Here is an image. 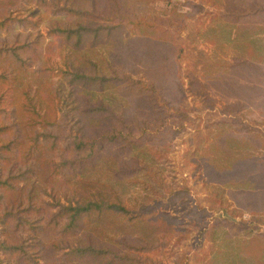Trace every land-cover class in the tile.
Wrapping results in <instances>:
<instances>
[{"label":"rangeland","instance_id":"obj_1","mask_svg":"<svg viewBox=\"0 0 264 264\" xmlns=\"http://www.w3.org/2000/svg\"><path fill=\"white\" fill-rule=\"evenodd\" d=\"M185 1L191 3L193 11L184 4ZM101 3L105 8L111 6L110 0ZM58 4L63 7L65 2L59 0ZM122 5L126 6V14L134 13L142 19H168L167 23L174 24L175 32L171 37L178 35L180 39L178 65L182 100L175 99L180 104L175 108L173 99L168 96L170 90L164 87L163 102L157 104L155 93L144 88L155 76L142 70L143 57L136 50L138 42L132 41L125 54V43L121 41L120 52L110 55L111 58L106 40L95 45L96 55L92 42H84L88 59H100L99 53H102L111 61V69L117 72L115 76L124 77V80L109 84L102 93L97 87L80 90V98L84 93L103 99L117 114L126 118L134 134L147 131L152 136L139 146L126 149L120 140L107 145L96 166L84 175L92 181L88 185L89 193L99 190L110 198L119 197L130 209L148 204L150 206L146 207L152 212L139 218L119 213L93 217L85 229L97 227L99 231L95 235L101 236V240L105 237L125 238L131 245H140L141 237L149 238L155 248L141 251L125 247L126 251L159 264H243L237 259L249 255L261 257L253 245L264 239V104H261L264 103V91L238 85H252L259 72H264V58L254 56V43L244 41L253 30L240 26L236 29L234 19L246 12V8H241L237 0H172L171 4L167 0H122ZM45 6L46 9L33 2L18 4L10 10L0 29V49L11 53L0 56V125L5 123L12 129L11 134L2 136L0 146L21 135L13 111V101L19 100L16 96L19 94L14 92L16 86L10 75L12 58L26 63L31 61L30 70L23 73L27 82L35 80L33 71L41 67H49L53 73L69 67L59 56V49L49 33L55 23L68 26L70 17L54 14L55 4ZM171 11H174L172 17ZM184 11L191 13L188 18H184ZM224 13L234 14L226 19ZM136 29H131L133 35L139 32ZM40 36L42 42L36 53L25 50L19 52V57L12 56L11 50L18 45L32 43ZM210 37L219 39L210 40ZM148 57L144 56V59L150 60ZM105 66L98 63L97 68L111 75ZM243 74L244 78H241ZM260 79H263L262 75ZM18 88L20 92L26 89L22 85ZM67 94L65 92V99L60 103L59 115L69 112L68 104L72 103L66 99ZM19 96L24 102L29 101L21 94ZM65 104L67 106H63ZM78 104H82L81 99ZM177 108L182 115L175 114ZM107 117L106 114L96 118L85 116L79 120V125H83L81 130L87 135L93 132V127L97 131L109 130L115 121ZM73 132L76 133V129ZM10 157L12 159L6 161L0 154V164L6 168L5 175L11 168L20 178L24 208L14 219L12 229L14 239L24 241L25 245L17 259L0 249V264H61V257L67 251L65 247L69 245L58 243V232L43 236L33 229L35 223L41 229L44 217L69 204L61 181H54L58 192L52 185L44 184V188L36 178L22 182L33 164L15 155ZM155 173L166 185L165 194L164 187L155 182ZM33 182L43 187L39 190L40 199L52 205L47 214L26 213L29 212L26 209ZM4 203L5 200L0 199V240L4 230L1 221L9 216L3 213ZM4 237L8 238V235ZM42 241L44 244H40ZM54 243L56 249L50 247ZM27 245L35 248L27 251Z\"/></svg>","mask_w":264,"mask_h":264},{"label":"trees","instance_id":"obj_2","mask_svg":"<svg viewBox=\"0 0 264 264\" xmlns=\"http://www.w3.org/2000/svg\"><path fill=\"white\" fill-rule=\"evenodd\" d=\"M53 1L55 2L52 3ZM62 1L65 2L63 7L59 6V0L51 2L49 0H0V29L7 20L6 16L9 15L10 10H13L18 4L28 5L29 2L42 5L44 9H46L45 5L55 4L56 9L52 10L54 14H65L70 17L68 26L55 23L49 33V37L59 49V56L69 65L67 69L53 73L49 67H41L33 71L35 80L27 82L23 73L30 70L31 61L26 63L22 59L12 58L14 62L10 75L16 86L14 92L27 97L29 101L24 102L19 95H16L19 100L13 101V111L21 135L14 141L3 143L0 146L1 158L5 156L4 159L10 161L12 159L10 156L15 155L18 159L30 160V164H33L32 170L27 171L29 173L22 182L36 178L43 187L44 184L52 185L55 192H58L56 188L58 185L54 181H61L64 197L69 204L64 205L57 213L44 217L41 229L37 223L33 227L36 233L39 232L38 234H43V236L58 232V243L66 242L63 244L69 245L65 247L67 251L61 257L63 261L61 264L94 263L99 260L104 261L100 264H159L154 260L131 255L126 251L125 247L141 251L155 248L149 238L141 237L140 245H131L125 238H108L104 235L105 239L101 240V236L95 235V232L99 231L97 227L93 230L85 229L93 217L100 218L110 213H119L130 216V218H139L152 212L151 209H147L146 206H150L148 204H142L138 209H130L119 197L110 198L109 195L99 190L89 193L91 188L88 185L92 181L84 176L88 169L96 166L107 145L120 140L123 148L126 149L139 146V143H142L144 139L152 136L148 135L147 131H143V134L139 135L134 134L126 123V118L117 114L103 99H95V97L84 93L80 98V90L97 87L96 89L102 93L109 84L111 86V83H119L124 80V77L119 79L115 76L117 72L111 69V61L102 53H99L98 58L100 59H88L83 44L91 41L92 49L96 55L98 51L95 45L106 40L109 43L108 57L111 58L120 52L121 41L125 43L123 46L125 54L126 52L128 54V48L132 41L138 42L136 50L143 57L141 68L146 74L150 73L155 76V79H151L144 88L155 93V102L162 104L163 89L168 87L170 90L168 96L173 99V105L176 108L179 102L175 99H181L183 91L178 65L179 36L171 37L175 28L173 23H167L168 19L162 21L157 17L142 19L134 13L126 14V6L122 5V0H110L111 6L106 8L103 6L104 3H101L102 0ZM237 1L243 3V9L246 8V12L238 14L234 21H237L238 26L242 29L245 27L253 30V33L247 35L248 37L244 41L254 43L252 44L253 55L264 58V45L262 44L264 28L258 27L257 24L251 25V23L259 21L264 23V0ZM167 3L171 4L172 0H167ZM184 4L191 7V11H193L189 1H185ZM173 9L179 11L177 8ZM184 12V18H188L191 14L187 11ZM171 13L172 17L174 11ZM230 14L234 13H227V16L231 17ZM133 27L139 29V32L134 35L131 30ZM242 35L244 36V34ZM40 42H42V36L32 43L18 45L14 50H11L12 56L19 57L21 56L19 52L25 50H33L36 53L40 48ZM255 46L258 48L256 49ZM5 52L7 50L1 48L0 56ZM7 53L9 56L11 55L10 52ZM144 56H149L148 58L151 59L146 58L145 60ZM97 62L99 66L106 64L105 69L110 71L111 75H107L103 69L97 68ZM112 74L115 77H112ZM259 74L252 85L246 87L239 84L238 87L264 91V72H259ZM261 75L263 79H260ZM3 76L6 74L3 73ZM241 78H244V74ZM20 85L26 89L20 92L18 88ZM65 92L68 93L66 99H69L72 104H68L69 112L59 115L58 111L62 110L60 103L65 99ZM80 99L82 104H78ZM63 106H67V104ZM178 110L179 108L175 110V114L182 115V112ZM101 114L104 116L106 114L108 120L115 121L114 125H110L111 129L97 131L93 127L94 130L89 135L81 130L83 125L80 127L79 120L90 115L96 118ZM75 129L76 133L73 132ZM11 132L10 126L5 123L0 125V139L4 134H11ZM153 137L160 136L153 135ZM0 168V199L5 200V203L2 204L6 208L3 213L9 215L6 220L1 221L4 230L0 240V249L9 257L15 256L17 259L24 252L25 244L24 241L14 239L12 223L17 214L23 212L22 187H19L20 178L14 173V170L10 168V171L5 175L6 168L2 164H0ZM155 182H159V185L164 187L165 194L166 185L163 179L156 175ZM31 184L32 188L28 194L30 203L26 209L29 212L26 211V213L29 215L47 214L52 205L40 199L39 190L43 187L34 184V182ZM5 235H8V238L4 237ZM44 242L42 241L40 244H44ZM55 246L57 245L54 243L50 247L56 249ZM34 248L32 245H27V251Z\"/></svg>","mask_w":264,"mask_h":264},{"label":"crops","instance_id":"obj_3","mask_svg":"<svg viewBox=\"0 0 264 264\" xmlns=\"http://www.w3.org/2000/svg\"><path fill=\"white\" fill-rule=\"evenodd\" d=\"M205 1H211V0H205ZM212 1H214V0H212ZM252 2H253V0H252ZM240 5V7L242 8V7H244L243 6V3L241 4V3H239ZM216 6V5H215ZM227 15V13H224V16H225V18L226 19H229V17L228 16H226ZM254 24H257L258 25V27H262V28H264V23H260V21L259 22H254V23H251V25H254ZM235 25H236V29H237V26L239 25L238 23H237V21H235ZM257 25H255V26H257ZM216 26H218L217 24H216ZM235 35H237V33H235ZM262 36H264V33H263V35ZM219 38H213V37H210V40H218ZM252 244L250 243L249 244V246H251ZM242 249V248H241ZM253 249L255 250V251H257L260 255H261V257H255V256H251V255H249V257L247 256L246 258L245 257H243V258H240V259H237V261L238 262H240V261H242V263L243 264H247V262L248 263H250V264H259L260 262H264V239H260L259 240V242H257V244L256 245H253ZM244 250H248V248H245L244 247Z\"/></svg>","mask_w":264,"mask_h":264}]
</instances>
